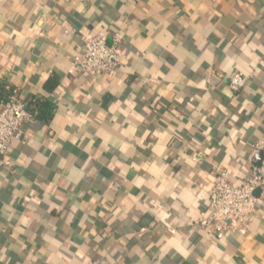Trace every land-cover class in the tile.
<instances>
[{
  "label": "crops",
  "instance_id": "1",
  "mask_svg": "<svg viewBox=\"0 0 264 264\" xmlns=\"http://www.w3.org/2000/svg\"><path fill=\"white\" fill-rule=\"evenodd\" d=\"M100 32L119 69L72 72ZM0 84L31 114L0 163V264H264L259 191L248 232L195 225L216 169L258 167L264 0H0Z\"/></svg>",
  "mask_w": 264,
  "mask_h": 264
},
{
  "label": "built area",
  "instance_id": "2",
  "mask_svg": "<svg viewBox=\"0 0 264 264\" xmlns=\"http://www.w3.org/2000/svg\"><path fill=\"white\" fill-rule=\"evenodd\" d=\"M107 40L108 36L103 32L87 40L82 54L74 59L71 71L83 74H110L117 71L122 64L118 53L121 36H115L112 46L108 45ZM249 80V76L234 72L229 78V86L237 93ZM7 90L11 92V96L0 102V163L11 166L9 155L12 141L24 134L31 114L20 98L18 89L7 86ZM255 148L257 152L264 154V140ZM257 191L260 196H264V155L261 165L253 169L251 177L243 185L231 182L228 170L216 169L209 192V206L195 223L196 227L218 239L229 233L248 232L256 212Z\"/></svg>",
  "mask_w": 264,
  "mask_h": 264
},
{
  "label": "trees",
  "instance_id": "3",
  "mask_svg": "<svg viewBox=\"0 0 264 264\" xmlns=\"http://www.w3.org/2000/svg\"><path fill=\"white\" fill-rule=\"evenodd\" d=\"M10 96H11V92H9L7 90V88H5V85L0 84V102L8 100ZM42 105H43V103H42ZM38 107H39V103L36 104V110Z\"/></svg>",
  "mask_w": 264,
  "mask_h": 264
},
{
  "label": "water",
  "instance_id": "4",
  "mask_svg": "<svg viewBox=\"0 0 264 264\" xmlns=\"http://www.w3.org/2000/svg\"><path fill=\"white\" fill-rule=\"evenodd\" d=\"M263 152H260L259 155L257 156V166H260L263 160Z\"/></svg>",
  "mask_w": 264,
  "mask_h": 264
}]
</instances>
